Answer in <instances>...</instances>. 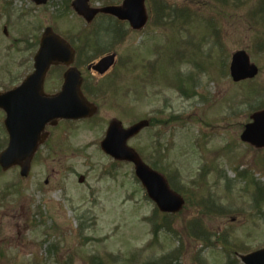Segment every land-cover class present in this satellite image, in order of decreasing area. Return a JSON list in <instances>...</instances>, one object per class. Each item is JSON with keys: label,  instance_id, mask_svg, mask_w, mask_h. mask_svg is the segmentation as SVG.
Instances as JSON below:
<instances>
[{"label": "rangeland", "instance_id": "374dc122", "mask_svg": "<svg viewBox=\"0 0 264 264\" xmlns=\"http://www.w3.org/2000/svg\"><path fill=\"white\" fill-rule=\"evenodd\" d=\"M61 1L56 0L44 8L30 0H11L12 8L8 10L10 5L0 0V5L5 3L2 8L8 10L0 7V89L18 79L20 81L22 74L32 71L36 47L29 46L27 41L35 40L33 38L40 35L45 26L54 24L62 35L66 33L74 39L84 28V20L72 11V16L55 15L60 10L57 2ZM102 1L93 0L95 5ZM167 1L185 4L188 0ZM205 2L195 4L202 9ZM149 5L152 6V2ZM249 6L252 8L249 3L242 5V14L249 10ZM22 11L27 12L26 17L20 16ZM232 13L228 10L220 13L224 56L227 59L233 51L245 48L252 59L253 56L256 59L254 62L260 71L254 81L264 90V43L260 38V35L264 37V21L254 24L252 19L251 26H247L243 18L237 20ZM240 16L238 14L237 18ZM4 26L8 27V34H4ZM164 26L152 21L144 32H126L124 41L113 48L119 62L115 79L123 85L115 94L116 99L102 96L94 126L60 122L50 134L49 146L34 159L28 177L22 178L19 168L0 171V250L3 252L0 264H116L112 255L121 253L125 256L120 264H132L138 253L145 258L156 253L161 258L176 248L179 238H182L183 250L189 251L187 256L178 258L179 263L194 264L192 252L201 245L193 232L189 234L188 222L198 216H202L210 231L225 233L228 240L239 246L255 249L264 245V221L249 217V195L253 190L247 192L245 181L237 179L228 192L226 179H221L219 173L222 170L229 178H236L234 166L237 164L240 169H247L264 181V171L258 166V156H264V149H250L240 141V134L248 121V107L241 103L248 92L247 84L233 83L227 72L220 76V66L215 65L212 67L214 81L208 71L196 72L201 79L199 90L209 95V100L204 101L200 95L183 96L173 82L179 70L191 71L193 66L185 62L180 68L178 59L177 63L168 64L167 52L172 48L168 33L165 52H158L164 46L163 31L167 29ZM195 30L199 36L203 33L202 27ZM187 37L188 34H183L181 42L186 44ZM128 55L134 60L129 62ZM151 62L158 70L156 76ZM86 72L83 67V73ZM96 77L100 78L98 74ZM48 82L47 90L57 87L59 72L54 71ZM110 85L103 87L111 92ZM157 110H165L164 115L177 112L191 116L190 124L176 125L173 136L168 132L162 138L164 142L171 140L169 150H165V162L180 171L181 182L187 188L201 184L204 195L212 193L220 205L229 208L222 216L202 215L198 213L200 209L188 207L173 219L177 237L162 232L158 240H154L152 224L145 219L153 212L154 204L145 198L144 191L133 181L130 165L120 164L115 175L102 170L107 159L97 142L111 118H120L128 125L135 117L143 118L157 113ZM3 117L1 111L0 119ZM197 117L212 123L207 127L196 121ZM204 128L210 132L204 142L208 148L207 159H203L205 156L197 146V138L201 135L198 132H204ZM63 131L69 135L63 137V134L62 139L56 141ZM153 133V129H145L129 144L146 148ZM0 142H6L1 123ZM204 162L206 170L200 174ZM80 174L85 175L84 184L79 182ZM204 255L208 264H225L227 261L221 246L207 249ZM126 257H130L129 262Z\"/></svg>", "mask_w": 264, "mask_h": 264}, {"label": "water", "instance_id": "95a60500", "mask_svg": "<svg viewBox=\"0 0 264 264\" xmlns=\"http://www.w3.org/2000/svg\"><path fill=\"white\" fill-rule=\"evenodd\" d=\"M74 5L88 20H91L98 12L97 9H90L87 6V0H77ZM108 11L122 18H130L134 27H141L146 22L143 0H126L123 7L109 8ZM49 40H52V42L50 43ZM43 42L44 47L36 57V71L20 88L10 93L0 94V106L4 107L8 113L6 126L11 134L10 145L0 155V163L4 169L12 164H20L24 175L28 174L32 156L38 143L43 139L41 129L45 121L55 115L79 117L92 115L95 112L93 105L89 104L80 94L81 79L74 68H71L66 74L68 83L62 94L54 99L52 98L51 101L43 98L46 97L43 92V79L49 63L55 59L54 56L48 54V50L61 52L63 56L59 57L58 60L66 63L72 61L73 55L69 45L50 30L45 34ZM50 45H55V48ZM110 60L111 58L104 60V62H107L106 66ZM100 69L103 71L105 68ZM231 69L235 79L252 77L257 72V68L249 63V58L244 52L234 55ZM48 102L54 103L53 110L44 113L42 109ZM53 119L55 118L51 120ZM256 119L254 123L247 125L242 138L256 146H264V111L258 113ZM31 121L33 127L29 125ZM143 125H145V122H140L128 130H124L119 122L113 121L109 129L110 139L107 145L106 141L104 142V148L115 153L117 157L136 161L138 174L148 185L150 195L157 200L160 207L166 211H178L183 205V200L176 194L171 193L165 182L150 173L139 161L135 151L126 146L127 139L139 131ZM119 140L122 144L116 145ZM243 259L246 264H264V249L249 254Z\"/></svg>", "mask_w": 264, "mask_h": 264}, {"label": "trees", "instance_id": "16d2710c", "mask_svg": "<svg viewBox=\"0 0 264 264\" xmlns=\"http://www.w3.org/2000/svg\"><path fill=\"white\" fill-rule=\"evenodd\" d=\"M261 4L264 6V0H261ZM180 14H182V12L176 11L174 15L177 17ZM240 174L242 175V173ZM254 185L256 187V192H257V195L255 196V199H254V205L256 207L262 206L264 204V184L261 182H255Z\"/></svg>", "mask_w": 264, "mask_h": 264}]
</instances>
